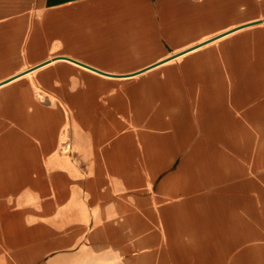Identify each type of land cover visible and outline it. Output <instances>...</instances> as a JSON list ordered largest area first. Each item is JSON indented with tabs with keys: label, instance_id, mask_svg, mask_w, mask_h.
<instances>
[{
	"label": "crops",
	"instance_id": "1",
	"mask_svg": "<svg viewBox=\"0 0 264 264\" xmlns=\"http://www.w3.org/2000/svg\"><path fill=\"white\" fill-rule=\"evenodd\" d=\"M0 264H264V0H0Z\"/></svg>",
	"mask_w": 264,
	"mask_h": 264
}]
</instances>
